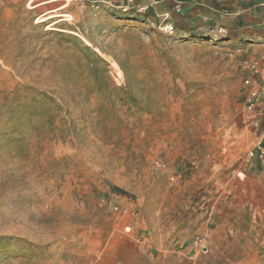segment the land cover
<instances>
[{"label": "rangeland", "instance_id": "obj_1", "mask_svg": "<svg viewBox=\"0 0 264 264\" xmlns=\"http://www.w3.org/2000/svg\"><path fill=\"white\" fill-rule=\"evenodd\" d=\"M99 1L0 0V264H98L136 240L208 255L197 226L225 216L233 167L212 165L250 115L236 7Z\"/></svg>", "mask_w": 264, "mask_h": 264}, {"label": "crops", "instance_id": "obj_2", "mask_svg": "<svg viewBox=\"0 0 264 264\" xmlns=\"http://www.w3.org/2000/svg\"><path fill=\"white\" fill-rule=\"evenodd\" d=\"M224 2L231 10L236 7L226 12L230 20L225 25L226 35L232 40L236 33L240 34L244 44L241 48L243 65L248 71L252 66L258 71L255 76L251 70L246 75L260 84L263 105L245 117L246 125L229 130L237 140L223 148L227 152L224 161L212 165L213 170L221 164L233 168L223 180L222 194L227 199L225 216L218 217L219 221L209 216L197 226L196 232L207 237L210 253L202 254L190 243L183 242L175 250L163 249L157 258L153 257V250L144 249L138 240L116 241L98 264H145L143 258H152L147 264H264V155L261 157L264 153V0ZM253 151L255 156L252 157ZM237 153L242 155L240 163L235 158ZM221 176L212 174L209 179L220 182Z\"/></svg>", "mask_w": 264, "mask_h": 264}, {"label": "built area", "instance_id": "obj_3", "mask_svg": "<svg viewBox=\"0 0 264 264\" xmlns=\"http://www.w3.org/2000/svg\"><path fill=\"white\" fill-rule=\"evenodd\" d=\"M134 6L133 0H128L127 4L125 6H122V10L124 12H127L130 7ZM143 9H139V11H143ZM173 28L169 26L164 27V31L166 33L172 32ZM250 70L252 71V74L255 76L257 74V68L255 66L250 67ZM244 89L246 91L247 96V111L248 113H254L259 107L263 105V97H262V88L260 87V84L254 77H248L244 80ZM264 155V153H261V157ZM174 180V178H172ZM195 246L203 253L208 252V248L203 244L202 240H197L195 242Z\"/></svg>", "mask_w": 264, "mask_h": 264}, {"label": "trees", "instance_id": "obj_4", "mask_svg": "<svg viewBox=\"0 0 264 264\" xmlns=\"http://www.w3.org/2000/svg\"><path fill=\"white\" fill-rule=\"evenodd\" d=\"M95 54V53H94ZM95 56L97 57L98 60H101L100 57L98 55L95 54Z\"/></svg>", "mask_w": 264, "mask_h": 264}]
</instances>
